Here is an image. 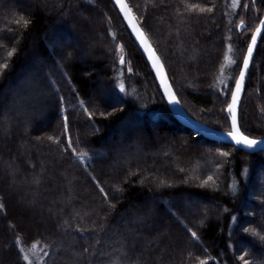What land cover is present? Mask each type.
<instances>
[{
  "label": "trees",
  "instance_id": "16d2710c",
  "mask_svg": "<svg viewBox=\"0 0 264 264\" xmlns=\"http://www.w3.org/2000/svg\"><path fill=\"white\" fill-rule=\"evenodd\" d=\"M125 1L186 114L228 132L226 45L233 88L264 0ZM32 2L0 0V264H27L37 242L40 264H264V151L178 124L112 0ZM238 125L264 137V33Z\"/></svg>",
  "mask_w": 264,
  "mask_h": 264
},
{
  "label": "snow or ice",
  "instance_id": "6c2138e0",
  "mask_svg": "<svg viewBox=\"0 0 264 264\" xmlns=\"http://www.w3.org/2000/svg\"><path fill=\"white\" fill-rule=\"evenodd\" d=\"M161 2H163V0H161ZM256 2H257V0H250V4L248 2H245V3H243L242 6L245 10H247L250 7V5L255 6ZM115 3L118 6H120L121 11L124 12L125 19L128 21V23L132 27V30L135 33H137V38L140 40L141 45L145 48V51L149 53V59L153 61V67L156 69L157 75L161 78L162 84H164L165 95L168 97L169 103L170 104H178L179 101L176 99L175 95L173 94L171 87L169 85H167V83H166V77L164 76V73H163V65L160 64L159 57H157L155 55V52L152 51L151 45L148 44L147 37L144 35V33L140 30V28H138L136 26V24L132 23L131 9L128 7V4L125 3V0H115ZM240 6H241V0H231V7L233 10H235L237 7H240ZM186 7H187L189 12L198 10L201 13H203V12L211 13L213 11V7L205 8V7H201L198 4H190L189 5L186 3ZM21 19L23 20V17H21ZM24 23H25V25H27L28 21L25 20ZM236 30L237 31H241V30L247 31V28L244 24L243 19L241 20V23L237 26ZM262 30H264V19L259 20V24L257 25L255 31L252 33L251 42L248 43V45H247V53L243 57L242 67H240V69H239V76L238 77H235L234 75L230 76L231 79L235 80V87L234 88L229 87V84L225 81V79H223V77L225 75V70L229 66L236 65V63H237L236 60L232 57V55H230L234 51L232 44L226 45L227 51L224 53V66L220 69L221 79L219 80V82L224 86L225 90H227L228 92L231 93V103L228 104L227 109H226L227 112L230 113L231 131H229L227 135L230 136L231 139L233 141H235V143L237 145H243L246 148H253L261 142L255 140V139H250L248 136L244 135L239 130L238 123H237V106H238V102L240 100L241 92L244 89L246 76L249 74L250 64L254 60L253 54H254V50L257 47L258 37L262 36ZM113 39H115V37H113ZM15 51L16 50L14 48L12 50L8 51L7 57L11 58ZM116 51L122 53L123 49L120 46H117ZM119 63L121 65H124L126 63V60H125V57L123 54H121L119 57ZM7 67H8L7 62L0 64V74H2L3 70L6 69ZM53 83L54 82L50 81V85ZM119 89L121 92L125 91V84L123 82H121L119 84ZM61 103H63V98H61ZM85 111L87 112L88 110L85 109ZM89 118L90 119L92 118L91 113L89 114ZM64 121H65L64 122V132L67 134L69 132L68 118L64 117ZM49 139L52 140L53 138L49 137ZM68 146L69 147L72 146V142H71L70 138H69ZM74 154H76V153H74ZM221 155H227V154L221 153ZM87 156H88L87 152L81 151L78 154V159H80L81 162H83L84 158ZM211 179H212V177L209 176L208 180H206L204 183L207 184L208 181H210ZM161 183H164V182L161 181ZM116 190L120 191L121 189L119 188V186H116ZM100 191L102 193H104L103 188H101ZM104 198H105V202L110 203V201L108 200L107 193L104 194ZM0 209H3L2 204H0ZM192 237L194 240L198 239L197 233L192 232ZM262 239H264V237H262ZM16 244L17 245L21 244V241L19 238H17ZM38 245H39V242L33 243L31 247L33 249H35L38 247ZM85 251H87V249H85ZM45 255H47V253H45ZM23 259L26 262L28 261L27 256H24ZM240 259L242 261H244V264H248V262L246 260H244L243 256H241ZM199 264H208V259H200Z\"/></svg>",
  "mask_w": 264,
  "mask_h": 264
},
{
  "label": "water",
  "instance_id": "95a60500",
  "mask_svg": "<svg viewBox=\"0 0 264 264\" xmlns=\"http://www.w3.org/2000/svg\"><path fill=\"white\" fill-rule=\"evenodd\" d=\"M112 2L114 3L115 7L117 8V10H118V12H119V14H120V16H121V18L123 20V23H124L125 27L127 28V30L129 32L134 44L136 45V47L140 51L141 55L143 56V58L147 62L148 66L150 67V70H151V72H152V74H153V76L155 78V81H156L157 86L159 88V91H160V93H161V95L163 97V100H164V102H165V104L167 106V109L169 110V112L171 113L172 117L176 120V122L178 124H180L182 127L186 128V129H188L190 132L194 133L195 135H199V136H201V137H203L205 139L211 140V141H215V142H220V143H225V144L231 145V146L235 147L236 149H239V150L244 151L246 153H257L259 151H264V137L261 138V139H255V140L261 142L258 145H256L255 147L246 148L243 145H237L235 143V141H233L231 139V137L227 135L228 132L231 131L230 113H228L227 111H226V113H227V116H228V119H229L230 130L228 132H222V131H218V130L212 129V128L204 125V124H201V123L193 120L190 116H188L186 114V112L181 107L180 103H178V104H170L169 100H168V97L165 95L164 84H162L161 78L157 75L156 69L153 67V61L149 59V53L146 52L145 48L141 45L140 40L137 38V33H135L132 30V27L130 26L128 21L125 19L124 12L121 11L120 6H118L115 3V0H112ZM125 3H126V1H125ZM131 18H132V23L136 24V26L138 28H140L138 23L136 22L134 16L132 15V13H131ZM261 19H264V15L262 16ZM255 29H254V31H255ZM263 33H264V30H262V35H263ZM251 36H252V34H251ZM261 37H258V43H259ZM250 42H251V38H250L249 43ZM258 43H257V45H258ZM151 49H152V51H154V49L152 47H151ZM255 51H256V49L254 50V54H255ZM246 53H247V48H246L245 54ZM254 54H253V56H254ZM155 55L158 57L156 52H155ZM159 61H160V58H159ZM160 64L162 65L161 61H160ZM242 64H243V60H242V63H241L240 67H242ZM250 66H251V64H250ZM249 70H250V68H249ZM163 73H164V76L166 77L167 85H169L171 87V85H170V83L168 81L167 75L165 73L164 68H163ZM238 76H239V72H238ZM246 79H247V76H246ZM246 79H245V82H246ZM244 86H245V84H244ZM234 87H235V83H234L233 88ZM171 90H172V87H171ZM172 92H173V90H172ZM173 94H174V92H173ZM242 94H243V91L241 92L240 100H239L238 106H237V123H238L239 104H240V101H241V98H242ZM229 103H231V97H230V102ZM238 128H239V125H238Z\"/></svg>",
  "mask_w": 264,
  "mask_h": 264
},
{
  "label": "rangeland",
  "instance_id": "374dc122",
  "mask_svg": "<svg viewBox=\"0 0 264 264\" xmlns=\"http://www.w3.org/2000/svg\"><path fill=\"white\" fill-rule=\"evenodd\" d=\"M29 2L33 3L32 0H29ZM24 6H26V5H24ZM70 48H72L74 50V53H75V51L78 52V46H77L76 43H72L70 45ZM12 90H14V89L9 88L6 92H10ZM23 102L27 103L29 101H28V99H24ZM4 110H5V108L1 107L0 113H1V111L4 112ZM7 112H8V110L5 111V113H7ZM42 125L45 126L46 122L42 123ZM85 158H84V160H85ZM133 162L134 161H132L131 163H133ZM152 223H153V221H152ZM22 253H23V256H27L28 257V261L26 262L27 264H40V256H39L38 252L35 249H31V250H28V251L24 250V251H22Z\"/></svg>",
  "mask_w": 264,
  "mask_h": 264
}]
</instances>
